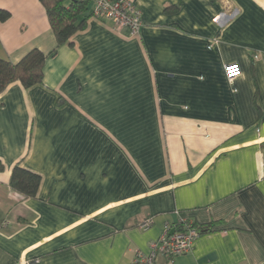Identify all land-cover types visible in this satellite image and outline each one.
<instances>
[{
	"label": "crops",
	"instance_id": "1",
	"mask_svg": "<svg viewBox=\"0 0 264 264\" xmlns=\"http://www.w3.org/2000/svg\"><path fill=\"white\" fill-rule=\"evenodd\" d=\"M132 1L137 36L89 1L57 46L39 0H0V57L48 54L0 93V264H132L180 216L215 224L154 264H264V0Z\"/></svg>",
	"mask_w": 264,
	"mask_h": 264
},
{
	"label": "trees",
	"instance_id": "2",
	"mask_svg": "<svg viewBox=\"0 0 264 264\" xmlns=\"http://www.w3.org/2000/svg\"><path fill=\"white\" fill-rule=\"evenodd\" d=\"M47 14L51 29L54 33L57 46L67 43L78 30L84 27L89 0H39ZM10 13L0 8V21H5ZM56 48L50 54L55 53ZM48 54L38 49H31L18 62L12 63L0 57V93L14 81H19L23 87L29 88L42 82L43 65ZM4 168L0 161V171ZM10 186L23 198L34 197L40 184V175L29 171L19 164L12 167L10 174ZM186 224L174 222L176 229L194 228L199 233L208 231L215 222L199 224L186 219Z\"/></svg>",
	"mask_w": 264,
	"mask_h": 264
},
{
	"label": "built area",
	"instance_id": "3",
	"mask_svg": "<svg viewBox=\"0 0 264 264\" xmlns=\"http://www.w3.org/2000/svg\"><path fill=\"white\" fill-rule=\"evenodd\" d=\"M91 2V15L97 19L110 20L116 26L127 27L131 36H137L142 26L140 11L134 6L132 0H89ZM225 73L232 80L239 73L236 63L226 64ZM186 224L184 217L177 221ZM151 225V220L141 224L142 228ZM199 232L194 228L176 229L171 224H166L160 236L150 243L148 253H137L132 264H154L157 254H163L172 260L175 256L187 252Z\"/></svg>",
	"mask_w": 264,
	"mask_h": 264
}]
</instances>
